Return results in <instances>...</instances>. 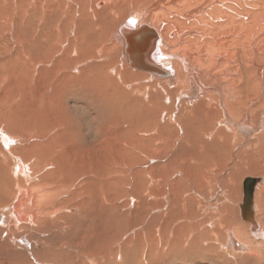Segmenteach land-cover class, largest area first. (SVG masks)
Returning <instances> with one entry per match:
<instances>
[{"label":"rangeland","instance_id":"374dc122","mask_svg":"<svg viewBox=\"0 0 264 264\" xmlns=\"http://www.w3.org/2000/svg\"><path fill=\"white\" fill-rule=\"evenodd\" d=\"M45 1L0 0V19L7 17L5 19L8 21L3 24L4 27L0 28V100L3 98L0 102V130H5L14 140L16 139L11 149L6 150L0 145V151L4 152L3 154L0 152V261H3L2 264H28V261L33 262L32 256L34 255L37 258H39L38 256L43 259L48 258L50 255L45 252L49 249L47 246L56 249V244L61 240L57 233H64L68 229L67 226H64L63 229H60L59 226L65 223L67 216L74 213L82 218L80 217L81 221L76 219L67 221L74 225L75 229L67 237V243L72 249L63 247L60 251V253H64L61 257L64 264H69L70 261V264L73 262L75 264L97 262L98 257L104 255L103 241L107 243L106 252H109V257H114L111 261L112 264H190L193 259L196 262L197 255H200L201 251L199 248L190 251L188 242L185 240L189 239L192 230L203 233L205 229L207 230L205 238H199L197 244H202L203 250L212 245V250L207 252L206 259H201L198 264H264V243L260 244L257 251L248 244H240V250H236L229 240V233L236 240L231 222L237 218L239 223L244 225V229H242L244 233L251 230V225L240 218V206L243 203V181L247 177L261 179V183L256 188L259 197L254 198L256 205L254 212L256 223H259L257 228H262L257 217H260L264 223V193L261 194L264 188V160L257 161L256 157L249 159L246 163L235 165L236 161L224 163L222 160L215 162L216 159H214L211 163L217 167L214 168L212 165L211 167L216 170V174L214 171L206 172L207 175L205 174L206 176L201 178L203 181L201 179L183 180L180 172L182 169L191 171L190 165L183 167L175 164L174 161L167 160L166 163L171 162L168 166L169 174H167L161 166L165 163L163 159V161H158L155 160L156 157L151 159L143 153H137L133 146L138 147V145L129 144V142L131 139L135 142V139L142 137L141 127L144 120L139 123L136 119L131 118L135 112L121 111L120 116L124 114V117L128 119V123L123 122L122 124V118L119 115L112 116V109H105L106 112H104L99 104L97 106L96 103H93L89 94L82 91L83 88L78 81V79L85 78V67L95 63L85 62V58L77 61L72 55L74 60L70 64L71 54H67L69 43L76 37L77 32L80 33L81 25L88 21L83 20L80 23L79 15H69L75 9V6L68 5L69 0L60 3H56V0H47L46 3ZM125 9L123 7L118 18L107 13L105 17L100 15L98 19H94L88 27L92 32V38L87 39L88 46L82 45V55L100 54V57H104L100 61L101 64L106 61L109 63L114 57L123 60L120 57L123 52L122 45L115 40L114 35L130 13ZM64 13L69 15L68 19ZM78 24L79 26H77ZM57 27L60 30H57ZM6 32L11 35L13 40L11 44L9 40L7 41ZM97 49L98 51H96ZM56 51L58 54L55 56ZM44 56L51 58V63L45 62L42 59ZM53 56L56 60H52ZM6 59L9 62L5 61ZM58 59L61 61L58 62ZM67 64L70 65V68L65 67L68 71L64 69V66H68ZM71 81H78V90L69 88L68 84ZM111 117L113 120L119 121L117 125L121 129H112V134L111 129L106 131L108 125H111ZM149 121L152 120L149 119ZM62 125L66 126L65 129L62 128ZM128 126L133 128L128 129ZM59 129L65 133L60 134ZM161 130H163L162 127ZM46 131L48 132L46 133ZM165 133L162 131L160 134L164 136ZM99 134L101 135L100 140L97 138ZM125 135H128L126 137L129 142L122 144L127 139ZM65 141L73 149H71L72 152L68 151L63 156L60 146ZM176 150L173 149V151ZM134 154H139L142 160L132 158ZM104 157L106 158L104 159ZM160 157L162 158V156ZM16 162H22L27 166L29 178L20 180V177H17ZM98 164L108 165L106 175L100 169L102 166L100 167ZM244 164H246L245 167H243ZM13 167L14 169H12ZM204 168L206 169V162ZM244 168L245 170L254 169V171L244 173ZM147 170L151 173L150 179L155 175L159 179L142 187L145 179L149 178L146 174ZM62 173L64 174L62 175ZM100 174L102 177L103 175L108 177L109 183L107 182L106 186L98 180L92 181ZM88 176L89 180H87ZM27 180L28 182L25 183ZM142 180L144 181L142 182ZM146 180L148 181V179ZM181 186L184 194L180 190ZM199 187L200 189H198ZM20 188L29 191L33 189L32 193L35 195L33 204H36V212L38 209V211L46 209L47 212L41 213L37 217L43 221V225L37 223V226L32 227L30 233L18 231L19 228H15L9 220V218L12 219L10 214L12 204L15 202V196L18 195L17 192ZM49 191L56 193L57 197L47 196ZM202 191L203 194H200ZM36 196L39 197V200ZM192 197L195 198L190 200ZM147 204L150 205L149 210H146ZM59 207L66 208L59 213L62 214L60 217L54 215V211ZM104 208H106V214L103 212ZM72 209L74 210L72 211ZM106 215L109 220L107 239H105L104 230H102ZM8 216L10 217L8 218ZM56 223L57 226H55ZM47 234L49 235L47 236ZM250 234L249 239L252 240ZM53 236L55 237L53 238ZM25 239L31 240L32 248ZM176 242H180L183 248L176 249L174 247ZM37 243L40 247L34 248L38 245ZM168 244L171 245L169 247L171 250L168 249ZM160 246L166 248L167 252L163 251ZM252 249L256 253L259 252L257 253L259 257L251 256L254 253ZM118 256L121 257L117 259ZM88 258L93 260H88ZM145 258L148 262L145 261Z\"/></svg>","mask_w":264,"mask_h":264},{"label":"bare ground","instance_id":"6f19581e","mask_svg":"<svg viewBox=\"0 0 264 264\" xmlns=\"http://www.w3.org/2000/svg\"><path fill=\"white\" fill-rule=\"evenodd\" d=\"M63 1L67 2V0H56V3ZM68 5L75 6L74 11L69 15H79L81 17L80 23L83 20L88 21L85 22L86 24L83 23L81 25L80 33L77 32L76 37L71 40V43H69V51L67 54H71L72 59H70V64L74 58L77 59V61L85 58V62L95 63L85 67V78L78 79L81 88H83L82 91L89 94L93 103H96L97 106L99 104L104 112L112 109V116L119 115V117L122 118V124L123 122L128 123V119L124 117V114L120 116L121 111L135 112L131 118L136 119L139 123L144 120L141 127V131L143 132L142 137L137 140L135 139V142L133 139L129 142L126 137L128 135H125L127 139H125L122 144L129 142V144L138 145V147L132 145L133 149L136 150L137 153H143L151 159L156 157L155 160L160 161L163 159L165 163L167 160L174 161L175 164L182 165L183 167L190 165L192 168L191 171L182 169L180 172L178 170V172L182 173L183 180L201 179L206 172L210 173L209 171H214L215 173L216 170L211 167V165L214 168L217 167L215 164L211 163L214 159H216L215 162H220L222 160L224 163H234V161H236L235 165L246 163L249 159H255L256 157L257 161L264 160V0H69ZM123 7L126 8L125 11H130V13L128 12L127 19L121 24L114 35L115 40L122 45L123 52H121L120 57L123 60L114 57L111 58L109 63L106 61L101 64L100 61H102L104 57H100V54H94L92 56L91 54L88 56L82 55V45L85 44L88 46L86 41L87 39L92 38V32H90V28L88 27L93 23L94 19H98L100 15L105 17V14L107 13L118 18L123 11ZM69 8L70 7H68V10H70ZM51 13H53V11H51ZM110 14L108 15L111 16ZM69 15L65 14L64 16L67 18ZM5 18L0 19V24H2L0 25V28L4 27L3 24L7 21ZM101 19L103 20V18ZM77 26H79V24ZM57 30L60 29L58 28ZM6 34V36H8L7 41L9 40V43L11 44L13 40L10 37V33L6 32ZM96 51H98V49ZM54 54L56 56V54H58L57 51ZM55 56L52 57V60H56ZM48 58L49 57L44 56L42 59H44L45 62H50L51 58ZM7 60L8 59L5 61ZM35 60L37 61L36 58ZM57 61L60 62L61 60L58 59ZM57 65L56 68L58 67ZM65 67L70 68V65L64 66V69H66ZM66 70L68 71V69ZM78 81H71L67 84L71 90H78ZM45 90L47 92L48 89L46 88ZM2 100L3 98H1L0 102ZM86 102L88 103L87 100ZM108 115L109 117L111 116L110 113ZM149 119L152 121H149ZM110 122L111 125H108V122L106 123L108 125L106 131L114 128L118 130L120 129L117 125L119 121L113 120L111 117ZM65 127V125H62L63 129H65ZM161 127L163 130H161ZM127 128L131 129L133 127L128 126ZM59 131L61 132L60 134L65 133L63 130L59 129ZM162 131L166 132L164 136L160 134ZM47 132L48 131H46V133ZM112 132L113 130L111 131V134ZM50 134L52 135V133ZM104 136L106 135L104 134ZM97 138L100 140L101 135L99 134ZM104 139H106V137H104ZM15 140L8 135L5 130H0V145L2 148L4 147L6 150L11 149ZM60 148L61 155L63 156L68 151L72 152L71 149H73V147H70V144L66 141L61 144ZM173 149L177 150L173 151ZM104 151L105 150L103 149V152ZM160 156H162V158ZM106 157H104V159ZM132 158L140 161L142 160L139 154H134ZM108 161L107 164L109 163ZM169 161L166 165L165 163L161 165L167 174H169L168 166H170L171 163ZM205 162L206 169L204 168ZM87 166L89 167V165ZM98 166H102L100 169L105 173L104 175H106L108 165L105 166L98 164ZM245 166L246 164H244L243 167ZM12 169H14V167ZM254 169L245 170L244 168L243 172L248 173V171H254ZM15 170L18 175L17 177H20V180L21 178H29V170L24 163L16 162ZM173 173L176 172L173 171ZM63 174L64 173H62V175ZM146 174L149 178H146L148 181L146 179L145 181L142 180V182L144 181L142 187L159 179L157 175L152 176L150 179L151 173L148 172V170L146 171ZM167 174L165 175L167 176ZM104 175L102 177L100 174L98 178L94 177L92 181L98 180L102 185L106 186L109 182L108 177ZM87 178V180H89V176ZM27 182L28 180L25 183ZM198 189H200V187ZM98 190L100 191V189ZM180 190H182V194H184L182 186ZM205 190H203L204 193ZM32 191L34 190L30 189L29 191L22 188L19 189V192H17L18 195H14L16 200L12 204L13 206L10 213L12 219L8 216L13 226L19 228L17 229L18 231L25 233H30L32 227L37 226V223L43 225V221L41 219L39 220L37 217L40 216L41 213H47L45 211L46 209L41 211H38V209L36 212V204H33L35 195ZM203 191L202 193L200 192V194H203ZM168 192L172 193L171 191ZM188 192L190 191L188 190ZM263 193L264 188L262 189L261 194ZM258 195V191L255 190L254 198H258ZM47 196L57 197L56 193L54 194L52 191L47 192ZM193 198L195 197H192L190 200H193ZM37 200H39V197ZM149 208L150 205L147 204L146 210H149ZM253 208L255 211V201ZM64 209L66 208H57L56 211H54V215H59L60 217L62 214L59 213ZM73 210L74 209H72V211ZM103 212L106 214V208L103 209ZM47 216L49 215L47 214ZM80 217L75 215V213L67 216V220L64 221L65 223L63 222L64 224L59 226V228L63 229L64 226H67L68 229L64 233H57L61 240L56 244V249H51L52 247L47 246L49 249L44 251L50 255L48 258L43 259L40 256L37 258L34 255L32 256L33 262L28 261V264H64L61 260L64 253H60V251H62L63 247L72 249L67 243V237L70 235V232L75 229L74 225H71L68 222L71 219L81 221ZM240 218H242L245 223L247 222L243 219L242 214ZM237 219L231 222V226H233L232 229L235 232L234 236L239 243L229 233V240L232 242L233 248L240 250V244H248L252 248L254 247V250L257 251L260 244L264 243V223L261 218L257 217L262 228H257L259 223H256L254 214L253 221L247 222V224L249 223L251 225V230L249 229V232L247 230L245 233L244 230H242L244 229V225L239 223ZM104 222L102 230H104L103 235L105 236V239H107L109 230V220L107 215L104 217ZM55 226H57V223ZM206 233V229L203 233L197 231L193 232L192 230L189 239L185 240L188 242L189 247H187L190 251H195L198 248L201 251V254L197 255L196 262L193 259L190 261V264H193V262H195L194 264H198V261L200 262L201 259H206L207 252L212 250V245L203 250L202 244H197L199 241L198 239H204ZM249 233H251L252 240L249 239ZM48 235L49 234H47V236ZM54 237L55 236H53V238ZM30 241L28 240L27 243H29L32 248ZM106 245V241H103V246H105L103 248L104 255L100 253L102 255L98 257L99 260L97 259V262L93 261L92 264H112L111 261H113L112 258L114 257H109V252H106L108 247ZM168 245V249H170L169 247H171V245ZM39 247V244L34 246V248ZM174 247H176V249L183 248L180 242H176ZM161 249L166 251V248H163V246ZM150 251H152V249ZM257 253L254 252L251 256L259 257ZM120 257L118 256L117 259ZM88 260L93 259L88 258ZM146 260L147 259L145 258V261ZM2 262L3 261H0V264H2ZM70 262L68 263L70 264ZM73 264L75 263L73 262Z\"/></svg>","mask_w":264,"mask_h":264},{"label":"water","instance_id":"95a60500","mask_svg":"<svg viewBox=\"0 0 264 264\" xmlns=\"http://www.w3.org/2000/svg\"><path fill=\"white\" fill-rule=\"evenodd\" d=\"M261 183L260 178H246L243 183L244 198L241 205V214L244 220L252 222L254 218V192Z\"/></svg>","mask_w":264,"mask_h":264}]
</instances>
